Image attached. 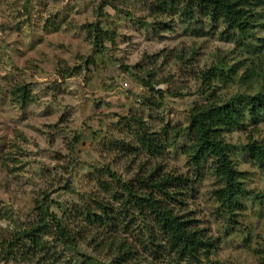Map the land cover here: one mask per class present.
Instances as JSON below:
<instances>
[{
	"label": "clouds",
	"instance_id": "clouds-1",
	"mask_svg": "<svg viewBox=\"0 0 264 264\" xmlns=\"http://www.w3.org/2000/svg\"><path fill=\"white\" fill-rule=\"evenodd\" d=\"M159 2L0 0V264H82V255L90 257L91 264H113L123 254L120 245L125 241L124 251L130 248L132 254L122 264H175V253L169 256L153 247L143 251L136 242L147 240L146 234L140 237L142 222L131 225L128 234L113 230L109 236L104 226L110 221L89 217L85 225L82 217L84 205L97 199L119 208L118 201H108L99 190V183L126 184L141 166L143 177L159 169L153 180L169 175L195 180L188 165L197 145L187 138L190 114L197 106L198 111L219 107L237 94L232 89L217 91L211 99L200 95L201 74L215 58L226 56L231 66L238 55L236 41L220 38L226 26L223 18L215 34L194 36L188 22H181L188 0H176L173 14L159 10ZM240 8L249 11L248 5ZM251 12L264 15V7L253 6ZM200 19L208 33L209 18ZM171 20L175 22L170 27L159 23ZM141 23H155L158 31L145 30ZM254 31L264 37L258 27ZM100 33L106 35L98 41ZM18 90L24 93L23 105L14 100ZM149 99L157 106H150ZM244 115L241 123H247L248 113ZM123 118L132 122L124 125ZM139 124L150 134L165 125L175 129L167 141L161 140L160 155L149 156L139 146ZM257 126L264 134V122ZM245 136L233 129L219 140L240 146ZM113 138L131 145L123 150L127 154L109 143ZM229 159L243 207L234 211L231 223L227 214L212 215L220 204L210 194L224 187L217 183L213 157L203 179L190 185L195 199L189 198L184 210H203L192 219L208 222L188 232H202L198 239L206 243L193 255L186 253L180 264H260L264 217L254 201L264 196V169L251 156L245 160L236 153ZM71 202L80 207L70 209L68 222L64 206ZM170 207L183 214L175 204ZM58 223L73 236L80 235L66 245ZM36 227L40 230L34 231ZM26 232L31 235L25 237Z\"/></svg>",
	"mask_w": 264,
	"mask_h": 264
},
{
	"label": "trees",
	"instance_id": "trees-1",
	"mask_svg": "<svg viewBox=\"0 0 264 264\" xmlns=\"http://www.w3.org/2000/svg\"><path fill=\"white\" fill-rule=\"evenodd\" d=\"M192 2L196 4L195 7L202 16L209 18L211 24L216 25L223 18L227 30L229 32L238 30L239 37L245 41L254 38L253 31L250 32L249 29L253 30L255 27L254 21L261 16L253 14L251 8L253 6H264V0H188L185 17L187 20H192L193 18L192 7L190 6ZM241 4L248 5L249 11L240 8ZM104 35L106 34L100 33L97 37L98 41ZM217 70L219 69L212 68L203 73V86H207L208 89L211 88V81ZM144 83L146 86L151 87L150 81H145ZM263 90L261 89L252 96L248 94L236 95L219 107L209 105L203 111H198V106L194 107L189 117L191 123L187 130V138L196 140L197 145L192 151L188 165L193 168L195 176L200 178L209 160L215 157L212 166L215 168L216 176L219 177L217 181L224 187L218 188L211 195L220 204L219 209L230 217L229 223L235 219L234 211L239 210L241 206L238 196L240 185L236 182L237 174L233 171L232 161L229 159L230 147L223 144L219 137L225 131L245 128L246 123H241V121L245 120V112L248 113L247 120L249 121L264 117ZM24 98L23 91L18 90L14 93V100L21 105L24 103ZM149 105L152 106L153 104L149 103ZM123 121L124 125L132 122L127 118H124ZM138 126L141 129L137 137L139 146L149 156L160 155L161 149L164 148L161 140L167 141L170 132L175 131V129L165 125L159 133L150 134L145 130V125L139 124ZM180 134V132H176L177 137ZM130 147L131 145L121 143L118 149L123 151ZM243 152L247 157L251 156L254 160H257L260 167L264 169V145L256 141H248L246 146L243 147ZM97 171L99 173L100 170ZM157 171L159 169L153 170L151 175L143 177L140 173L144 172V166H141L137 176L126 184H121L117 181L114 186L100 182L99 188L108 197V201L116 200L120 203V207H114L111 202L99 199L93 200V205L87 203L84 205L85 210L82 213V217L85 225L89 224V217H95L96 220L104 219L110 221L111 223L106 226L102 225L106 227L109 236L113 230H122L125 234H128L131 225L142 222L140 237L143 238L146 234L147 240H137L136 242L141 244L143 251L149 253L150 247H153L167 252L169 256L175 253V264H180V260L183 259L186 253L193 255L201 243H206V241L198 239V237L203 236L202 232L191 234L188 232L189 228L199 225L197 220L192 219L193 217L189 215V211H184L187 208L186 201L189 190H191V180L187 175H169L163 180L159 177L153 180ZM263 198L264 196L257 197L258 200ZM172 204H175L183 214L176 213V209L170 207ZM37 211L43 212V209L38 207ZM65 214L64 212V219L71 222V213L68 217ZM52 219L55 220L56 218L52 217ZM40 223L43 224L42 219ZM57 226L60 228L61 238L66 245L74 242L76 237L80 235L77 232L73 236L59 223ZM39 230V227L34 228V231ZM83 230L81 228L80 231L82 232ZM30 235L31 232L24 233L25 237ZM156 238L167 241V243L154 245L153 241ZM126 244L127 241L120 245L123 254L113 260V264H122L123 259L132 254L130 248L124 251ZM97 247H99V244ZM262 264H264V258H262Z\"/></svg>",
	"mask_w": 264,
	"mask_h": 264
},
{
	"label": "rangeland",
	"instance_id": "rangeland-1",
	"mask_svg": "<svg viewBox=\"0 0 264 264\" xmlns=\"http://www.w3.org/2000/svg\"><path fill=\"white\" fill-rule=\"evenodd\" d=\"M176 5V0H171V3H169V0H160L159 2V10L166 12L168 14H173L174 9ZM192 7L193 11V18L192 20H187L186 17V10H187V5L186 7L182 10L181 12V22H184L185 20L188 22V30L191 32L192 35L194 36H201L205 34H215L217 29L219 28V23L216 25L211 24L209 21L208 24V33H204L202 30V20L200 17H203L196 9V4L192 2L190 4ZM264 7V6H262ZM259 16L260 14H256ZM259 20L264 21V15H261ZM174 20L169 21L168 23H164L163 21H160L159 23L163 27H170L172 23H174ZM254 28H253V33H254V38L249 39V40H243L239 36H237V32H229L225 26L224 31L220 33V38L227 41H236L237 43V50H238V55L236 56V59L234 62L231 63V66H229V60L228 57H216L215 58V63L212 64L205 72L211 70L212 68H218L214 78L211 81V84L213 81H215V86H210L211 88H207V86L201 85L200 88V95L202 98H207L211 99L216 95L217 91H225L229 92L232 89H236L237 94L233 95L232 97L239 95V94H248L249 92L255 90V94L259 92L261 89H264V37H260L255 34V29L258 27L261 31H264V23H254ZM88 27V26H86ZM141 28L147 30L149 28H152L154 30L156 29V24H143L141 23ZM254 41V43H252ZM242 50V51H239ZM195 51H199L198 49ZM188 62H185V67H187ZM183 71V69H182ZM203 72V73H205ZM203 73L201 76H203ZM151 88V87H149ZM264 94V90H263ZM252 96V95H251ZM231 97V99H232ZM229 101V100H228ZM147 103H152L153 107L157 106V102L155 99H149ZM124 119V118H123ZM258 122H264V117L258 118L255 121H249L247 120L245 128L237 131H241L246 134L245 140L246 142L243 145L240 146H232L229 145L230 147V156L236 155V153H239L242 159L247 160V156L244 155L243 152V147L246 146L248 141H256L264 145V134L260 132L258 129ZM120 122H117V127H120L121 124L119 125ZM169 126V125H168ZM109 143L112 145H115L117 148H119V144L125 143L123 140L119 139H111L109 140ZM121 150V149H119ZM122 154L123 151L121 150ZM208 164L206 165V167ZM193 170V168L191 167ZM98 173V171H97ZM193 170V174H194ZM190 177V176H188ZM195 180L190 178L191 184H193L195 181H199L203 179V172L200 176V178H197L194 174ZM218 184H221L219 181H217ZM190 184V185H191ZM67 187V185H65ZM99 188V185H98ZM100 190V188H99ZM101 191V190H100ZM198 195V193L196 194ZM211 195V194H210ZM212 196V195H211ZM259 197V196H257ZM255 197V202H258L260 205L261 213L260 215L264 217V198L263 199H257ZM193 198L195 199V196H193L191 190H189V195L188 199ZM187 199V200H188ZM47 201V197H45V202ZM93 205V201L89 204ZM88 205V206H89ZM187 207L188 204L186 203ZM80 206L79 204L75 202H71L69 204H66L64 206V212L66 213L65 215L68 217V215L71 213L70 209H73L75 207ZM243 205L240 206L242 208ZM202 209L197 208L194 211H189V215L191 217H195L197 214H202ZM223 213L222 210L219 208L215 209V211L212 213V215L216 216L219 218V214ZM66 217V219H67ZM198 224L201 223H206L208 222L207 220H197ZM261 256L260 264H262V258H264V251H261L259 253ZM82 259V264H91V258L90 257H84L83 255L81 256Z\"/></svg>",
	"mask_w": 264,
	"mask_h": 264
}]
</instances>
